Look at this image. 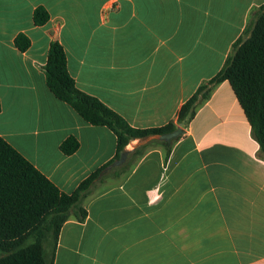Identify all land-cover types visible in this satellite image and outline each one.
<instances>
[{"label": "crops", "instance_id": "obj_1", "mask_svg": "<svg viewBox=\"0 0 264 264\" xmlns=\"http://www.w3.org/2000/svg\"><path fill=\"white\" fill-rule=\"evenodd\" d=\"M263 4L0 0V137L70 194L113 159L116 137L83 121L48 90L44 65L51 42L62 46L79 90L133 128H158L175 120L198 86L219 72ZM37 7L49 16L42 26L32 19ZM17 35L28 38L25 51L16 48ZM183 130L166 161L164 148L153 146L122 181L113 176L117 182L98 186L83 202L85 220L62 225L52 264H264V161L227 82L213 89ZM68 137L79 143L71 155L59 148ZM164 213L171 243L180 230L183 254L209 260L158 261V226L152 233L137 224Z\"/></svg>", "mask_w": 264, "mask_h": 264}, {"label": "trees", "instance_id": "obj_2", "mask_svg": "<svg viewBox=\"0 0 264 264\" xmlns=\"http://www.w3.org/2000/svg\"><path fill=\"white\" fill-rule=\"evenodd\" d=\"M32 19L36 26H42L49 16L44 8L37 7ZM14 44L20 51L30 45L24 35H17ZM44 74L46 86L57 100L68 105L86 123L106 127L115 135L116 152L113 159L66 194L0 137V264H52L62 225L71 218L77 222L85 220L87 211L83 202L98 186L109 177H123L153 146L164 148L166 161L180 136L170 144L152 141L130 151L126 147L134 140L169 133L178 127L187 128L198 108L222 82L231 87L249 124L251 137L258 145L257 157L264 161V4L254 12V20L247 23L242 35L231 46L219 72L198 86L182 104L175 120L158 128H133L96 97L79 90L67 70L65 53L57 41L49 45ZM78 147L74 137L66 138L59 146L65 155H71ZM122 152H127L125 162L102 174ZM45 243L50 249L48 258Z\"/></svg>", "mask_w": 264, "mask_h": 264}, {"label": "rangeland", "instance_id": "obj_3", "mask_svg": "<svg viewBox=\"0 0 264 264\" xmlns=\"http://www.w3.org/2000/svg\"><path fill=\"white\" fill-rule=\"evenodd\" d=\"M206 162H208L206 160ZM136 164L132 165L127 172L125 173V175L123 177H121V181L127 177L130 172L132 171V169L135 167ZM191 168H193V162L190 163ZM210 168V167H209ZM212 168V167H211ZM205 171V170H204ZM115 182H117L116 178H108L103 185L99 186V188L102 187H106L110 184H114ZM203 183L206 184V180L203 181ZM96 192V190L94 191ZM191 193V192H190ZM152 210V209H150ZM178 212V211H177ZM154 216L152 217L151 220H153L154 222H152L151 220H149L148 218H144L141 220L140 223H138L137 225H139V227H141L142 229H146L147 231H152V233H155L156 230V226H158V261H173V262H182V261H198V260H209V257L205 258L204 255H199L197 252L193 253V254H183L182 252V247H181V232L180 230L178 231H174V239L173 242L171 243V238L167 237L165 234V213L163 215L160 216H156V219H153ZM180 229V225H178V228ZM45 249L49 248L48 243H45L44 245ZM134 249L131 248L129 250V252H133ZM128 254V252H127Z\"/></svg>", "mask_w": 264, "mask_h": 264}, {"label": "water", "instance_id": "obj_4", "mask_svg": "<svg viewBox=\"0 0 264 264\" xmlns=\"http://www.w3.org/2000/svg\"><path fill=\"white\" fill-rule=\"evenodd\" d=\"M184 133L185 131L182 128L178 127L176 130L169 132V133H165L161 135H158V134L151 135L143 139V141H141V144L144 145L152 141H160V142H165L167 144H170L173 140H175L179 136H182ZM126 157H127V152H122L117 160L113 161L110 165L105 167V169L102 171V174H106L111 169L121 166L125 162Z\"/></svg>", "mask_w": 264, "mask_h": 264}]
</instances>
